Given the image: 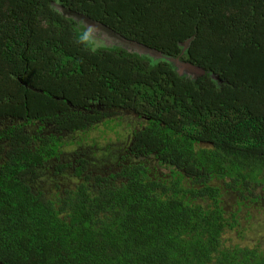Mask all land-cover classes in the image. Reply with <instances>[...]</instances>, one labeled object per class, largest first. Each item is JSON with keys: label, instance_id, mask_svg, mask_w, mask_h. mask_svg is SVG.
I'll return each instance as SVG.
<instances>
[{"label": "trees", "instance_id": "16d2710c", "mask_svg": "<svg viewBox=\"0 0 264 264\" xmlns=\"http://www.w3.org/2000/svg\"><path fill=\"white\" fill-rule=\"evenodd\" d=\"M238 142L264 149V0H0V264H264L201 204L213 172L264 188L216 159Z\"/></svg>", "mask_w": 264, "mask_h": 264}, {"label": "flooded vegetation", "instance_id": "af4514ba", "mask_svg": "<svg viewBox=\"0 0 264 264\" xmlns=\"http://www.w3.org/2000/svg\"><path fill=\"white\" fill-rule=\"evenodd\" d=\"M125 138L127 139L126 136ZM135 142V140L129 141L128 145H122L123 148H119V146H117L116 150L112 148L113 150L110 149L108 151V154L112 155L111 159H117V161H119L120 159H125L124 164H136L138 162H142L144 158L140 159L134 157L130 153V147L132 148L135 146L134 150L137 151ZM108 144L112 147L114 143L109 141ZM244 146H242L241 142H238L236 145L229 147V152H226L227 154L218 152V155H216V159H222L221 163L223 164L226 162V159H231L232 164L240 171L238 176L235 178V180L238 182L247 180L248 176H250L251 162L244 161V159H253V157L250 156L251 150ZM209 147L212 146H203L204 149H208ZM212 150V148H209L207 151ZM71 159L75 158L72 157ZM80 159H86L87 161V159L94 158L84 156ZM147 159L148 160L146 164L149 166V169L152 173H157V176H162V178L166 176V174L161 173L159 169L154 166L155 163L157 164V162L154 160L155 158L153 159L152 157ZM150 161L154 162V164H149ZM157 166L158 168L166 170L165 168L160 167L158 164ZM217 170L221 171L220 168ZM202 172L203 171L200 168L199 171L196 170L191 174L193 176L185 173L187 179L189 176H191L193 180L191 182L192 186L188 187L191 190L194 189L195 192H200V187H202V190L205 189L203 187L204 184L210 186L212 189V193L210 196L204 198V200L201 201L202 206L205 209H220L224 213V217L229 219L230 223L233 222L235 224L233 231H231L229 234V237L231 235V237L235 240L234 242L239 243L240 246H248L250 247V249H256L259 252L261 249V245L264 243V204L262 202V199L257 196L263 195L264 188L254 187L250 189V192L243 193L240 183L239 185H236L237 183L233 184L226 177L220 178L219 173L217 172H213L214 178L212 179V181L209 179V177L200 178L198 174H203ZM262 173L264 174V170H262ZM217 174L219 179L217 178ZM196 175L201 180V184H203V186L194 181V179H196ZM187 179L183 177V185H189ZM256 179L259 181L264 180V176H257ZM54 184H58V182L53 183V186ZM229 237L227 236L228 239Z\"/></svg>", "mask_w": 264, "mask_h": 264}, {"label": "rangeland", "instance_id": "374dc122", "mask_svg": "<svg viewBox=\"0 0 264 264\" xmlns=\"http://www.w3.org/2000/svg\"><path fill=\"white\" fill-rule=\"evenodd\" d=\"M99 129L100 130H103V126H100L99 127ZM96 135V134H95ZM94 135V136H95ZM112 149V148H111ZM113 150V149H112ZM152 163L154 164V162H152V161H150L149 162V164H151L152 165ZM154 166L157 168V169H159V171L161 172V173H163V174H166V176L169 174L168 173V171H166V170H164V169H161V168H158V166H157V164L155 163L154 164ZM104 171H105V169H102L101 171H99L98 173H104ZM65 175V174H64ZM66 176V175H65ZM39 180V179H38ZM40 182H39V186H42L43 187V185L46 183V181H45V179L43 178V179H40L39 180ZM76 182V180L75 179H73V178H69L68 176H66V177H64V178H62L60 181H58V184L63 188V187H65V186H68V185H70L71 183H75ZM48 188H53V190H54V186H53V181H48V183H46L45 184ZM63 185V186H62ZM56 191H53V193H55Z\"/></svg>", "mask_w": 264, "mask_h": 264}, {"label": "clouds", "instance_id": "9594fccd", "mask_svg": "<svg viewBox=\"0 0 264 264\" xmlns=\"http://www.w3.org/2000/svg\"><path fill=\"white\" fill-rule=\"evenodd\" d=\"M187 66H188L187 64L186 65H180L179 66V71L180 70H182V71L185 70L186 72L191 73L188 69H186ZM183 73H185V72H183ZM244 145L245 144L242 143V146H244ZM244 147H246V146H244ZM250 150H251V154L250 155L254 154V156H256L258 158H263L264 157V149H262V148H254V149H250Z\"/></svg>", "mask_w": 264, "mask_h": 264}, {"label": "water", "instance_id": "95a60500", "mask_svg": "<svg viewBox=\"0 0 264 264\" xmlns=\"http://www.w3.org/2000/svg\"><path fill=\"white\" fill-rule=\"evenodd\" d=\"M186 69H188L191 73L197 72L196 69L187 66Z\"/></svg>", "mask_w": 264, "mask_h": 264}]
</instances>
